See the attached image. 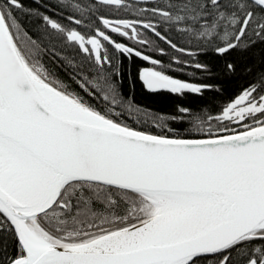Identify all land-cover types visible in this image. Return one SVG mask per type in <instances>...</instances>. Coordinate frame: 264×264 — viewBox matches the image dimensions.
<instances>
[{
	"label": "snow or ice",
	"instance_id": "obj_1",
	"mask_svg": "<svg viewBox=\"0 0 264 264\" xmlns=\"http://www.w3.org/2000/svg\"><path fill=\"white\" fill-rule=\"evenodd\" d=\"M33 4L0 0V264H264V0Z\"/></svg>",
	"mask_w": 264,
	"mask_h": 264
},
{
	"label": "trees",
	"instance_id": "obj_2",
	"mask_svg": "<svg viewBox=\"0 0 264 264\" xmlns=\"http://www.w3.org/2000/svg\"><path fill=\"white\" fill-rule=\"evenodd\" d=\"M43 2V0H42ZM26 4L28 6H34L33 4V0H26ZM24 19H29L27 17H24ZM29 27H31V24L28 25ZM255 63L258 65L260 62V56H261V51L260 48L257 47V49L254 50V53L252 54ZM241 82H243L241 80ZM125 88L128 89V85L126 83ZM129 91H134L135 93V99L137 100V102H142L143 107H145L146 109H150L154 114L156 115H165L168 114L171 110L172 105L175 103V101L173 99H166V98H146L145 96H143L140 92L139 89V85H137L135 90L132 89H128ZM209 96H211V94H208ZM152 121L149 120L148 121V126H151Z\"/></svg>",
	"mask_w": 264,
	"mask_h": 264
}]
</instances>
